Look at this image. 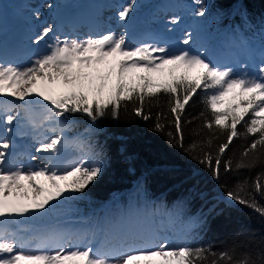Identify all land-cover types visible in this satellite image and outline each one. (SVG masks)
<instances>
[{
  "label": "snow or ice",
  "instance_id": "1",
  "mask_svg": "<svg viewBox=\"0 0 264 264\" xmlns=\"http://www.w3.org/2000/svg\"><path fill=\"white\" fill-rule=\"evenodd\" d=\"M136 0H129L118 11V18L127 21L134 13ZM203 0L197 15L206 13ZM39 16V11L34 13ZM178 18L173 19L176 23ZM53 33L51 25L41 29L35 43ZM192 35L187 34V45ZM45 53L37 55L30 66L0 63V96H10L25 102L20 109H0V121L6 131H13L14 122L26 119L32 123L33 104H44L45 119L57 125L53 136L40 143L37 152L47 153L46 163L36 167L23 163L11 164V137H0V264H257L251 253L235 260L229 251L216 252L210 245H195L190 234L167 233L163 227L145 233L125 228L120 239L111 246L108 236L113 225L107 223L96 230L41 229L24 225L47 212L52 202H59L73 193H84L105 171L100 153L81 144L82 155L74 163L60 162L66 138L64 129L71 123L66 114L83 113L92 122L104 117L109 108L119 117L122 102H138L135 114L147 120L144 101L164 95L168 98V113L176 133L168 132L170 142L179 147L198 164L204 166L216 180L225 173L264 167V66L256 74L237 73L233 67L210 61L198 50L172 53L162 42H142L130 46L127 32L109 30L87 38L61 39L55 36ZM211 90L205 98L210 117L200 113L203 124L195 132L200 137L206 128V138L194 140L185 147L183 113L198 89ZM91 97V98H90ZM167 114L156 115L155 130L164 131ZM243 126V131L238 129ZM58 133V134H57ZM226 134L215 152L213 143ZM253 137L244 147L240 158H225L234 139ZM36 160V156L31 157ZM264 198V171L255 180L246 179L227 190L229 201L249 206L264 217V206L256 197ZM172 223L173 213H164ZM200 223L202 217L196 218ZM9 221L18 225L10 229ZM103 231L105 240L97 246V233ZM264 264V250L257 253Z\"/></svg>",
  "mask_w": 264,
  "mask_h": 264
},
{
  "label": "trees",
  "instance_id": "2",
  "mask_svg": "<svg viewBox=\"0 0 264 264\" xmlns=\"http://www.w3.org/2000/svg\"><path fill=\"white\" fill-rule=\"evenodd\" d=\"M148 1L136 0L135 9L145 12ZM184 1L187 2L186 19H199L201 31L225 52L232 51L231 34L236 26L245 33L246 43L255 52L264 50V0H203L207 9L203 16L197 15L200 0ZM210 94L211 90L198 89L185 108L183 121H192L183 123L185 147L209 135L206 128L200 137L195 135L202 127L203 118H194L202 112L211 118L204 103ZM167 100L164 95L151 101L146 98L144 114L151 113L147 120L135 114L133 108L138 102L131 101L127 107L122 102L118 118L112 116L111 108L95 122L83 113L66 114L65 122H71L66 127L69 135L66 144L73 153L72 163L82 155L81 144L91 145L100 153L105 171L84 193L53 201L47 212L26 223L40 228L51 225L55 229L77 216H102L106 224L113 225L114 231L128 222L142 221L148 227L163 223L175 226L183 235L190 234L195 245H210L216 252L229 251L234 261L242 259L244 253H251L257 264H261L257 253L264 250V217L247 205L227 200L225 193L246 179L250 187L264 167L231 173L222 169L220 179H214L207 168L170 142L167 133L175 134L176 130ZM161 110L168 116L162 121L166 124L162 132L154 127ZM238 129L244 130L242 125ZM225 139L226 134L219 135L212 151ZM252 139L251 136L234 139L225 158L231 157L235 163ZM256 199L264 206V198L257 196ZM168 212L173 213L172 223L164 214ZM198 217L203 218L202 223Z\"/></svg>",
  "mask_w": 264,
  "mask_h": 264
},
{
  "label": "rangeland",
  "instance_id": "3",
  "mask_svg": "<svg viewBox=\"0 0 264 264\" xmlns=\"http://www.w3.org/2000/svg\"><path fill=\"white\" fill-rule=\"evenodd\" d=\"M77 2L78 0H21L20 2L0 0V63H13L27 67L37 55L48 50L47 46L53 42L55 36H59L61 39L65 36L84 39L112 30L131 32L127 34L130 46L134 47L142 42H162V45H169V50L172 53H178L185 49L198 50L210 61L221 66L233 67L237 73L247 71L249 74H256L258 68L264 66V50L255 52L246 43V35L239 26L233 28L231 34L232 51L225 52L220 44L213 42L201 31L202 24L199 19L195 17L186 19L187 2L184 0H149L145 12L136 8L127 21H121L118 18V11L129 0H97V4L93 6L92 0ZM168 5L171 7L169 11L166 9ZM37 11L40 13L38 17L34 15ZM145 13H147L146 16ZM174 18H178L176 23H173ZM145 20L146 25L143 26ZM150 23L156 24V26L150 25ZM49 25L53 27V33H50L39 44L35 43V38L41 29ZM76 28L78 29L75 30ZM4 34L5 36H3ZM187 34L192 35V40L185 45L183 40ZM8 36L13 46L8 45ZM23 102L10 96H0V109L4 107L20 109L23 116V107L25 106L22 104ZM46 103L31 105L32 121L35 123L26 119L20 120L19 123L14 122L11 133L6 131L5 125L2 127L4 132L1 131L0 137L16 136L18 147L22 148L19 157L11 164L23 163L39 167L46 163L48 154L37 152V149L41 142L54 135L52 129L57 127L55 123L44 119L46 113L44 104ZM63 136L65 138L69 136L66 128ZM23 140H27V143H23ZM32 156H36L37 159L32 160ZM60 162L63 166H68L73 162V153L67 144L60 154ZM106 222V218L102 216L100 218L77 216L59 229L95 231L97 226H104ZM23 223L25 226L29 225L26 221ZM7 226L13 230L18 227L11 221ZM161 227L169 234L183 236L173 225L155 223L148 227L142 221L139 223L128 222L115 231L111 230L107 238L108 246L115 244L120 239L125 228L142 230L147 233L154 228ZM41 229L54 228L50 225ZM102 240H105V234L100 231L94 242L99 246Z\"/></svg>",
  "mask_w": 264,
  "mask_h": 264
},
{
  "label": "bare ground",
  "instance_id": "4",
  "mask_svg": "<svg viewBox=\"0 0 264 264\" xmlns=\"http://www.w3.org/2000/svg\"><path fill=\"white\" fill-rule=\"evenodd\" d=\"M164 1H168V0H164ZM95 4H97V0H92V6L95 5ZM95 7H96V6H95ZM169 8H171L170 5H168V7H166L167 11H169ZM104 11H105V10H104ZM104 11H103V12H104ZM77 29H78V28H76L75 30H77ZM129 33H131V32H128L127 34H129ZM3 36H5V34H4ZM7 39H8V42H7L8 45L13 46V44L11 43V41H10V39H9V36L7 37ZM3 126H4L3 122L0 123V134H1L2 132H4V129H2ZM1 131H2V132H1ZM11 139L13 140V145L10 147L9 151H11L12 148L17 147V146H18L17 144H19L18 141L16 140V139H17L16 136H12ZM27 139H28V138H27ZM18 157H19V154H17V155L14 157V160H15L16 158H18ZM103 241H104V240H102L100 243H102Z\"/></svg>",
  "mask_w": 264,
  "mask_h": 264
}]
</instances>
